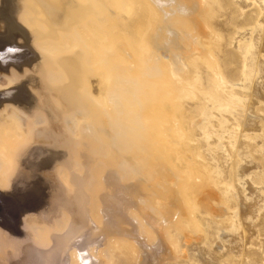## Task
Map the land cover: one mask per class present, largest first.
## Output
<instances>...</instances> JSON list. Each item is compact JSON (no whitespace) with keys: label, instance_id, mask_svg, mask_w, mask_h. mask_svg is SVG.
<instances>
[{"label":"rangeland","instance_id":"rangeland-1","mask_svg":"<svg viewBox=\"0 0 264 264\" xmlns=\"http://www.w3.org/2000/svg\"><path fill=\"white\" fill-rule=\"evenodd\" d=\"M97 1L103 21L90 15L58 39L34 41L50 59L41 81L56 107L54 88L64 82L57 57L86 51L78 91L88 107L63 112L55 130L73 137L72 170L87 176L80 188L100 245L91 253L99 264H264V0ZM195 2L197 10L188 8ZM120 40L131 58L121 57ZM10 77L0 73V89ZM45 124L41 110L28 116L0 105V192L9 194L0 215L23 208L29 234L0 226V264H18L25 245L45 249L71 222L67 167L50 171L65 199L54 196L48 207L32 179L10 183L16 151Z\"/></svg>","mask_w":264,"mask_h":264},{"label":"bare ground","instance_id":"bare-ground-1","mask_svg":"<svg viewBox=\"0 0 264 264\" xmlns=\"http://www.w3.org/2000/svg\"><path fill=\"white\" fill-rule=\"evenodd\" d=\"M147 2L151 7L154 0H147ZM169 2L174 6V1L172 3V1L169 0ZM196 3L197 2L192 3L193 6L191 5L192 7L188 8H196V6H198ZM26 10H30L32 13L30 17H27V22L21 18ZM195 10H197V8ZM105 11L106 7L99 5L97 0H0V73L3 72V74L7 76L11 75V85L0 89V105L6 103L12 104L14 108L28 116L32 115L36 110H41L46 116V124L42 128L34 130V140L16 151L15 175L10 178V183L16 180L20 181L19 183H21L22 180H26L27 183L29 179H32V182L30 181L32 184L29 183L32 191H36L37 193L38 189L46 190V192L41 195L43 200L42 204L44 203V206L42 205L41 207L43 208L48 207L47 203L50 198L54 196L57 198L58 196L59 200H61L63 197L64 187L58 180L55 181L53 177H50L52 171L56 172L59 165L68 168L69 181L71 187H74L72 190L73 195L70 196V198L68 197L69 199L63 197V199L69 203L67 205V207L69 206L68 209L66 207L65 209L69 211L70 217H72L67 230L64 231V233L50 234L49 246L45 249H40L33 245H25L23 247V258L18 264H99L95 256L91 253V250L94 249L95 252H97L100 245L97 244L92 226H90L91 224L94 225V221L89 217L88 211L84 206L86 203L84 201L86 200V195L82 191L83 189L81 190L80 188L86 183L87 176H82L83 179L86 178V181L83 180V183L82 177L75 175L72 170L73 154L71 144L73 137H65L55 130L57 127V123L55 122H57L63 112L78 107H88V103L84 102L80 95V90L78 91V88L82 86L83 73L86 71V66L83 63L86 51L84 48H79L78 50L76 46L73 47L72 50L70 49L67 54L57 57L56 61L58 66H60L64 72V82L56 85L54 88V91L57 92L60 97V105L56 107L50 98L52 95L46 89L47 86L41 81L42 75L45 73L46 63L50 62V59L47 55L39 52L34 45V41L38 39L43 40L45 38L51 40L58 39L57 34L59 31H70L77 23L90 15L101 22L105 19ZM177 11L179 10L177 9ZM189 16V20L193 27L197 28L196 15L191 14ZM143 20L145 23L144 25H146L145 30L148 28L150 29L151 24L148 16H145ZM39 22L43 23V27L38 26ZM151 33H153V30ZM175 41H177L176 37ZM175 41L173 43H176ZM127 47L128 46L121 40L116 44V48L122 58H124L123 54H127L130 58L132 57ZM13 72L16 77L18 75L22 76V74L23 77L17 80L13 78ZM94 125H97V128L100 130L104 128L105 120H98ZM82 134L85 137L89 136L90 132L88 125L83 127ZM77 176L80 177L83 183L82 185H80L81 182ZM16 183L18 184V182ZM78 184L79 188L77 190L75 187H78ZM77 191H79V194L81 193L79 197L82 199H79L77 196ZM4 194L8 193L4 191L0 192V212L4 210L3 205L6 200ZM13 196H15L14 193ZM77 199H79L80 202ZM59 203H61V201H59ZM54 204L56 203L54 202ZM73 206L77 209L80 208V210L77 212L75 208H72ZM5 208L7 207L5 206ZM51 209L54 210V208ZM24 211L25 210L21 207L16 210L9 208L7 213L13 218L10 219L6 215H0V226L9 231L13 237H28L29 234L22 229V222L19 220L20 216L24 214ZM42 213L45 212L43 211ZM53 213L56 212L53 211ZM46 214L47 213H45V215ZM48 215L49 213L46 216ZM75 217H79L80 219L78 225H76ZM29 221H34V219H29ZM100 234L98 236H100ZM79 239H81V241Z\"/></svg>","mask_w":264,"mask_h":264}]
</instances>
